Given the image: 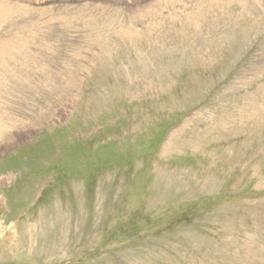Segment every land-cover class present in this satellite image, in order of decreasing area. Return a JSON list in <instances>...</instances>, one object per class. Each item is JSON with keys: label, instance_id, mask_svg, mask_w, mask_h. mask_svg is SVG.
<instances>
[{"label": "rangeland", "instance_id": "374dc122", "mask_svg": "<svg viewBox=\"0 0 264 264\" xmlns=\"http://www.w3.org/2000/svg\"><path fill=\"white\" fill-rule=\"evenodd\" d=\"M0 264H264V0H0Z\"/></svg>", "mask_w": 264, "mask_h": 264}]
</instances>
